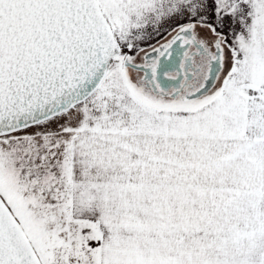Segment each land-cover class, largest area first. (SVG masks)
Listing matches in <instances>:
<instances>
[{"label":"snow or ice","instance_id":"obj_1","mask_svg":"<svg viewBox=\"0 0 264 264\" xmlns=\"http://www.w3.org/2000/svg\"><path fill=\"white\" fill-rule=\"evenodd\" d=\"M0 264H264V0H0Z\"/></svg>","mask_w":264,"mask_h":264}]
</instances>
